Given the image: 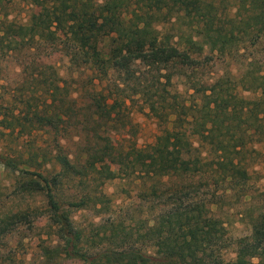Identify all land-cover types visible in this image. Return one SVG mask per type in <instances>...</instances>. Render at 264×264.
Here are the masks:
<instances>
[{"label":"trees","instance_id":"16d2710c","mask_svg":"<svg viewBox=\"0 0 264 264\" xmlns=\"http://www.w3.org/2000/svg\"><path fill=\"white\" fill-rule=\"evenodd\" d=\"M30 2L38 11L32 16L28 41L41 39L54 43L59 40L69 47L74 56V66L93 75L87 85L78 86L75 97L68 90L67 83L62 86L63 78L55 77L58 74L54 69H49L52 73L49 78V71L44 69L35 73V78L41 77L44 91L53 98L51 104L46 103L43 107L45 115H41L39 124L58 133H68L72 126L79 135L78 142L72 145L80 152L74 154L70 150L71 158L65 154L58 156L65 161L66 171L80 177V183L87 187L88 177L90 180L98 166L107 159H114L125 172L137 169L159 183L165 179L172 180L167 194L176 207L169 212L172 215L170 220L172 217L181 219L178 232L184 246L180 245V248L190 251L192 247L196 253L189 256L188 251L186 257L178 256L176 245L182 242L175 240L168 253L158 252L163 258L159 261L131 246L133 252L129 253L133 262L129 263L125 261L128 255L124 253L129 249L117 232L119 228H113L109 237L105 235L106 239L119 246L117 255L114 254L115 260L109 255L91 253L97 247L83 249L80 233L62 212L54 192L64 176L65 170H62L51 182L42 173H31L44 179L45 185L39 181L34 185L36 190L46 192L51 219L60 240V245L54 249L43 248L44 259L51 262L65 257L83 264H264V210H260L252 220L251 235L236 240L235 259L226 261L214 251L222 246L226 228L210 209L221 206L230 197L229 191L246 192L248 189L251 176L243 154L251 142L257 138L264 139V69L249 62L248 71L236 80L219 77L208 82L199 75L207 48L211 52L214 51L212 48L220 53L228 52L224 57H231L239 52L240 44L249 42L253 46L264 39V0H238L233 16L224 6L228 0H120V4L114 0L102 3L95 0ZM6 33L7 30L0 32V51L3 50ZM23 41L10 46L11 51H17L26 43ZM137 65L166 71L161 77L168 85L175 77L182 78L193 92L189 96L192 100L178 102L173 98L171 104L167 102V90L160 93L158 89L155 101V96L146 93L151 100V112L161 124L171 126V131H164L166 143L151 151L140 150L136 146L127 151L126 145L118 148L113 144L114 134L122 136L121 131H126V123L121 127L118 124L125 121L124 107L127 99H131L125 86L135 80L141 81L135 78ZM155 79V76L151 78L152 83ZM239 87L258 96L246 99L237 92ZM0 125H4L5 130H15L12 122L7 120H1ZM90 125L95 127L88 128ZM192 129L203 135V142L210 147L213 155L211 164L193 156ZM3 135L0 128V137ZM64 140L58 141L61 149L67 148V141L66 144L61 143ZM115 148L118 151L116 157ZM0 163L13 171L22 170L12 157L0 154ZM211 169V177L226 190L221 195L213 192L208 200H204L199 191L202 187L196 186L194 180H204ZM192 189H195L193 195ZM159 192V187L154 186V193L158 195ZM91 199L83 196L71 204L82 206ZM170 220L161 214L159 222L150 229L148 234L153 237L154 246H161V240L173 233ZM0 231L6 234L9 229L7 225L3 228L0 225Z\"/></svg>","mask_w":264,"mask_h":264},{"label":"rangeland","instance_id":"374dc122","mask_svg":"<svg viewBox=\"0 0 264 264\" xmlns=\"http://www.w3.org/2000/svg\"><path fill=\"white\" fill-rule=\"evenodd\" d=\"M95 1L102 3L106 0ZM114 1L121 3L120 0ZM238 4V0L225 2L224 6L228 8L230 16H233ZM37 11L30 0H0V32L2 34L3 30H7L3 50L0 51V121L7 120L15 127L14 131L5 130L2 127L4 125H0L1 131L4 132L0 137V154L15 158L22 169L13 171L0 163V225L2 228L7 225L9 229L6 234L0 233V264H83L77 259L65 257L48 262L43 257V248L54 249L60 245V240L51 219L46 192L36 190L34 185L35 181L45 185L44 179L31 173H42L51 182L59 172L62 173V170L63 172L65 170L64 176L54 192L62 212L72 220L75 229L80 233L83 249L97 247L91 253L96 256L109 255L115 260L114 254L117 255L119 246L106 239L105 235L109 237L113 228H119L117 232L123 237L129 249L124 251L128 255L125 258L126 262H133L129 253L133 252L130 250L131 246L162 261L163 258H160L162 256L158 252L168 253L170 247L173 249L175 240L182 242L176 245L178 249L175 252L178 256H185L189 250L180 248V245L184 246L183 238L178 232L181 219L172 217L170 220L172 215L169 212L176 207L170 201V194H167L172 180L165 179L159 183L137 169L125 172L119 162L107 159L98 166L97 172L91 174L90 180L88 177L86 187L80 183V177L66 171L65 161L58 158L60 154L71 158L70 150H73L74 154L80 152L72 145L78 142L79 135L72 126L68 128V133L62 131L58 133L39 124L45 110L43 107L46 103L51 104L53 98L44 91L42 79L35 78L37 75L35 73L44 69L49 71V78L52 74L49 69H54L58 74L55 77L63 78L62 86L67 83L68 90L72 91L75 97L78 95L76 93L78 86L87 85L93 75L90 71L74 66V56L69 47L59 40L54 43L41 39L36 42L32 39L28 41L32 28L31 19ZM52 31L56 32L55 29ZM20 34H23L21 38L18 37ZM20 40L26 43L18 47L17 51H11L10 46L21 44ZM210 50L208 48L205 50L203 69L199 71L204 81L212 82L219 77L240 79L248 71L249 62H254L255 67L261 66L264 69V39L253 46L249 45V42L240 44L239 52L231 57H224L228 52L220 53L216 48H212L214 50L212 52ZM135 69L137 71L135 78L141 81L135 80L128 87L125 86L126 94H129L131 99H127V106L124 107L125 121L120 122L118 126L126 123V131H121L122 136L120 133L114 134L113 144L118 148L126 145L127 151L134 146L140 150L151 151L166 143L164 131L165 129L171 131V126L161 124L151 112L149 107L151 100L146 93L155 96L153 100L155 101L158 89L161 90L160 93L167 90L168 93L165 95L167 102L171 104L173 98L178 102L192 100L189 96L193 92L182 78L175 77L172 84L168 85L166 79L161 77L166 71L152 70L140 65ZM154 76L155 83H152L151 78ZM104 86L108 88L107 85ZM151 86L154 87L153 90ZM237 92L246 99H255L258 96L240 87ZM38 111L41 113H37ZM31 118L32 122L29 121ZM94 127L90 125L88 128ZM191 134L193 156L211 164L213 155L210 147L203 142V135L194 129ZM103 135L107 136L105 133ZM61 138L65 139L61 141L62 145L68 142L65 149L57 145ZM243 156L251 176L247 191H229L227 194L230 197L226 198L221 206L210 207L211 214L222 220L226 228L222 246L214 250L220 259L226 261L235 259L236 240L251 235L252 220L260 210H264V139L257 138L251 142ZM211 175L213 176L212 169L204 180H194L196 186L202 187V190H196L201 192L204 200H208L213 192L221 195L226 190L224 185H217L216 179ZM156 185L160 189L158 195L154 193ZM193 190L195 189H192L191 195L194 193ZM83 196L92 199L82 206L71 204ZM161 214L167 215L173 233L161 240V246H154L153 237L148 233H151L150 229L159 222ZM190 254H196L192 247L189 256Z\"/></svg>","mask_w":264,"mask_h":264}]
</instances>
